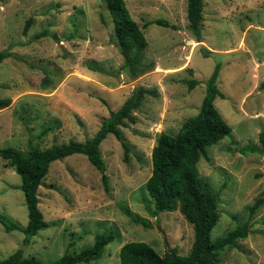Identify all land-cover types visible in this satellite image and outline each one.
<instances>
[{
    "label": "rangeland",
    "instance_id": "374dc122",
    "mask_svg": "<svg viewBox=\"0 0 264 264\" xmlns=\"http://www.w3.org/2000/svg\"><path fill=\"white\" fill-rule=\"evenodd\" d=\"M203 1V41L196 42L187 27L186 0H125L147 41L145 61L152 64L135 79L122 69L124 59L104 0L0 1V52H10L0 61V98L11 99L0 109V148L26 152L84 141L135 87L158 92L131 113L133 121L119 127L121 139L109 133L100 143L106 185L83 154L50 164L37 191L47 226L23 246L24 234L0 223V259L21 248L24 257L52 262L66 251L90 247L101 233L113 236L102 255L77 264H121L119 249L128 241L146 242L160 255L171 249L186 255L192 225L179 210L155 212L145 182L159 134H175L197 114L206 81L219 64L216 86L223 97L217 96L214 105L231 131L206 148L208 159L197 162L199 178L219 197L211 239L248 220L247 236L221 250L220 261L264 264V149L259 139L264 132V0ZM157 18L175 28L143 27ZM201 45L212 51L208 57L202 56ZM45 71L51 85L43 89ZM191 79L198 83L190 90ZM46 127L50 130L43 134ZM20 185V175L0 156V214L25 226ZM258 200L260 206L250 216L249 207Z\"/></svg>",
    "mask_w": 264,
    "mask_h": 264
},
{
    "label": "trees",
    "instance_id": "16d2710c",
    "mask_svg": "<svg viewBox=\"0 0 264 264\" xmlns=\"http://www.w3.org/2000/svg\"><path fill=\"white\" fill-rule=\"evenodd\" d=\"M1 1V0H0ZM114 24V32L123 56L122 69L131 79L146 73L152 64L145 61L144 50L147 41L138 23L131 17L125 0H104ZM203 0H186L187 27L196 42H202ZM155 23L164 27L175 28L166 19L146 20L143 27ZM29 24L27 22L26 26ZM26 28V27H25ZM202 56L208 57L212 51L205 45L200 46ZM10 52H0V61ZM219 64H216L206 81L205 93L194 116L186 119L175 134L161 132L151 150V173L145 182V188L153 200L155 212L179 210L192 225L193 242L186 255H179L173 249L160 255L152 246L143 241H128L119 249L121 264H222L220 251L233 248L239 239L245 238L249 230V221H245L229 230L225 235L212 241L211 230L219 219V200L217 194L199 178L197 162L200 157L208 159L206 148L230 134L231 128L214 105L217 96L223 94L216 86ZM196 79L187 81L188 89L197 85ZM51 85L49 74L44 72L40 82L43 89ZM147 96H158L156 88L135 87L119 109L110 110L109 116L102 120L95 134L84 141L69 140L67 143L53 144L48 148L30 147L26 152L13 147L0 148V156L14 167L21 177L20 188L24 194L28 220L25 226L0 214V223L5 230H18L24 234L23 246L30 238L47 226L38 207V187L49 170L50 164L72 154H83L100 172L106 185L104 160L99 145L107 134L121 139L120 126L125 120L133 121L131 113L138 109ZM11 102L9 97L0 98V109ZM50 127L42 133L46 134ZM261 150L264 149V132H260ZM124 160L128 158L127 145L122 143ZM251 151L256 146H246ZM260 206L256 201L249 207L250 216ZM138 221V220H135ZM144 226L147 223L140 220ZM113 239L112 234H96L93 244L79 252H64L57 260L44 263L33 256L24 257L23 249L18 248L8 257L0 259V264H77L98 259L104 247Z\"/></svg>",
    "mask_w": 264,
    "mask_h": 264
},
{
    "label": "water",
    "instance_id": "95a60500",
    "mask_svg": "<svg viewBox=\"0 0 264 264\" xmlns=\"http://www.w3.org/2000/svg\"><path fill=\"white\" fill-rule=\"evenodd\" d=\"M190 42V41H189Z\"/></svg>",
    "mask_w": 264,
    "mask_h": 264
}]
</instances>
